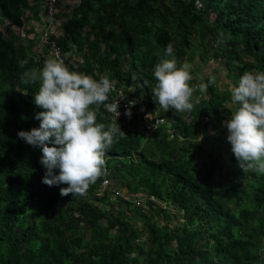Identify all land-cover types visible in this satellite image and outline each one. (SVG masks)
<instances>
[{
	"label": "trees",
	"instance_id": "obj_1",
	"mask_svg": "<svg viewBox=\"0 0 264 264\" xmlns=\"http://www.w3.org/2000/svg\"><path fill=\"white\" fill-rule=\"evenodd\" d=\"M41 2L0 0V264H264V175L239 168L223 123L230 84L264 72V0H79L58 14L60 32L45 22L21 37ZM44 34L70 70L107 75L136 107L164 117L148 134L138 117L133 131L115 122L126 135L105 160L129 198L98 196L102 176L84 196H61L66 184L42 183L41 147L18 137L40 125L39 82L20 77L55 57L39 47ZM169 43L178 63L192 65L190 85H206L191 112H165L152 98L153 69ZM213 62L225 76L200 74ZM108 113L100 106L97 122L113 123ZM166 206L181 214L178 223Z\"/></svg>",
	"mask_w": 264,
	"mask_h": 264
},
{
	"label": "clouds",
	"instance_id": "obj_2",
	"mask_svg": "<svg viewBox=\"0 0 264 264\" xmlns=\"http://www.w3.org/2000/svg\"><path fill=\"white\" fill-rule=\"evenodd\" d=\"M61 1L56 19L62 11ZM43 5L39 12L44 13L47 22L45 0ZM22 28L26 32L24 26L17 31ZM57 29L60 32L59 26ZM62 59L50 56L45 59L42 68L22 72V83L32 85L39 82L34 103L43 110L35 114V119L40 121L39 127L30 131L21 130L17 135L29 145L41 147L40 163L45 168L42 183L48 186L66 184L67 187L60 188L61 196H84L90 185L95 184L102 176L96 191L98 196L109 193L114 198L118 197L114 191L118 189L123 199L129 198L131 193L125 192L116 183L113 171L105 160L106 150L113 146L118 137L126 135L115 122L123 119L125 125L133 131L135 127L132 122L138 117L139 127L148 134L164 124V117L158 115L157 111L153 113L136 107V101L129 99L126 94L124 84L118 85L107 75L95 79L86 73L72 71ZM70 60L74 62L76 59ZM27 64V59L18 61L21 68ZM191 69L192 65L188 62L178 63L174 47L169 43L164 58L154 66L155 83L151 90L154 102L165 112L170 109L175 114L193 111L194 92L197 89L206 91L204 84L196 87L190 85L189 82L193 79ZM113 85L116 89H113ZM118 90L124 93L121 97L125 96L121 114L118 101L114 102ZM133 91L134 89H129V92ZM228 91L236 105L231 111V118L223 122L227 128V141L231 144V151L243 172L264 175V72L245 71L238 83L231 85ZM125 103L131 105L132 109L123 113ZM100 106L109 112L113 123L106 125L97 122ZM157 118L162 121L148 129L146 120L155 123ZM204 118L208 120L207 116ZM56 169L59 170L58 174L54 171Z\"/></svg>",
	"mask_w": 264,
	"mask_h": 264
},
{
	"label": "built area",
	"instance_id": "obj_3",
	"mask_svg": "<svg viewBox=\"0 0 264 264\" xmlns=\"http://www.w3.org/2000/svg\"><path fill=\"white\" fill-rule=\"evenodd\" d=\"M59 3H60V0H45V5H46V9H47V22L50 25L51 30H53L54 27H55L56 15L58 13V5H59ZM17 32H19V35L21 37L26 35V32L24 31L23 28L19 29ZM40 46L41 47H49L51 53H53L55 56H58L59 58L62 59L60 47L58 46V44L54 40L53 41L50 40V38L48 37L47 34H44V35L41 36V38H40ZM113 89H116V87L114 85H113ZM118 91H119V93L115 97L114 102L118 101V110H119V112L121 114V112H122L121 107H122V103H123V98L125 96L121 97V95L122 94L124 95V93L121 90H118ZM129 109L131 111L132 106L127 104V103H125L123 105V113H126ZM161 121L162 120L158 119V118L156 119L155 123H153V122H151L149 120H146L147 128L151 129L154 125L159 124ZM114 191H115V195L116 196H121V191L120 190L115 189ZM125 198H127V197H125ZM150 199L156 201V203H159V200L156 199L155 196H150ZM141 201L142 200L139 199L138 203H141Z\"/></svg>",
	"mask_w": 264,
	"mask_h": 264
},
{
	"label": "rangeland",
	"instance_id": "obj_4",
	"mask_svg": "<svg viewBox=\"0 0 264 264\" xmlns=\"http://www.w3.org/2000/svg\"><path fill=\"white\" fill-rule=\"evenodd\" d=\"M79 3V0H75L74 1V4L71 6V7H73V6H75V5H77ZM40 7L41 8H43L44 7V5H43V2H41L40 3ZM64 9L62 8V11H63ZM65 11H67V10H65ZM0 18H1V14H0ZM60 28H61V26H60ZM29 36L28 37H32L33 36V34L32 33H30V34H28ZM33 38V37H32ZM75 59L77 60V59H79V56H77L76 54H75ZM74 60V59H73ZM224 70V64L223 63H221V62H213V63H210V64H206V65H204V66H202V70H200V74H209V73H214L215 72V74L216 75H220V76H225V73L226 72H224L223 71ZM202 76V75H201ZM226 81V80H225ZM229 82H227L226 83V85H224L225 86V88H227V84H228ZM230 86H231V84H230ZM229 86V87H230ZM230 106H232V110L235 108V105L234 104H231ZM234 106V107H233ZM154 111H157L158 113H159V110L158 109H154ZM121 188V187H120ZM159 206H161L162 207V203H157ZM165 205V204H164ZM166 209H171L172 210V212L174 213V212H176L177 214L174 216L173 214H171L174 218H173V222L174 223H178L179 222V219L181 218L182 219V216H181V214H179L178 213V210L177 209H174V207H168V206H166L165 207ZM106 221V220H105Z\"/></svg>",
	"mask_w": 264,
	"mask_h": 264
},
{
	"label": "crops",
	"instance_id": "obj_5",
	"mask_svg": "<svg viewBox=\"0 0 264 264\" xmlns=\"http://www.w3.org/2000/svg\"><path fill=\"white\" fill-rule=\"evenodd\" d=\"M74 1L75 0H62L61 10L62 8L64 9L63 11L70 10V7L74 4ZM44 24H45L44 13L40 11L37 18L35 16L30 15L25 21L24 27L29 31L35 30V32H37L39 29H41L44 26ZM35 32H30V33H32L33 36H35L36 35ZM38 36L41 38L42 35H38ZM40 38H39V47H40Z\"/></svg>",
	"mask_w": 264,
	"mask_h": 264
}]
</instances>
